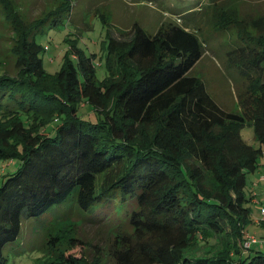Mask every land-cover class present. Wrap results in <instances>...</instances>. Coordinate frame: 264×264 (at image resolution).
<instances>
[{
  "label": "trees",
  "instance_id": "trees-1",
  "mask_svg": "<svg viewBox=\"0 0 264 264\" xmlns=\"http://www.w3.org/2000/svg\"><path fill=\"white\" fill-rule=\"evenodd\" d=\"M0 2L20 31L18 76L0 74V161L19 163L0 184V264L24 217L72 196L80 211L114 227L109 263L264 264L262 251L250 255L253 245L243 246L257 196L247 191L248 177L264 156V15L240 19L220 8L213 16L214 27L238 30L237 46L227 51L244 81L241 112H234L192 74L205 51L199 31L206 12L189 8L182 25L166 22L154 34L138 23L124 39L108 32L104 63L65 37L61 68L49 73L43 56L50 47L39 37L68 8L26 30L11 1ZM83 103L95 119L80 115ZM247 126L260 147L242 138ZM74 241L71 228L52 236L55 252L44 264H80L67 254Z\"/></svg>",
  "mask_w": 264,
  "mask_h": 264
},
{
  "label": "rangeland",
  "instance_id": "rangeland-1",
  "mask_svg": "<svg viewBox=\"0 0 264 264\" xmlns=\"http://www.w3.org/2000/svg\"><path fill=\"white\" fill-rule=\"evenodd\" d=\"M10 1L19 24L26 30L60 7L68 8L63 22L45 28L44 35L39 37L40 43L50 47L43 56L45 68L49 73H55L61 68L62 58L68 47L65 37L79 39V46L86 50L87 54L96 53V61L104 63L106 51L103 47L104 42L108 40V32L110 36L124 39L129 36L132 26L138 23L146 31L154 34L166 22L182 25L180 14L189 8L195 7L196 11L206 12L200 16L199 31L205 51L202 59L192 70V74L202 80L208 93L221 108L226 111L241 112L238 95L244 88V81L235 68H230L227 59V51L237 46V41L234 40L237 39L238 30L235 28L231 32L214 27L213 16L215 17L218 9L221 8L222 11H235L240 19H250L248 16L258 17L264 15V0ZM1 4L0 2V7ZM70 10L71 12H68ZM19 36V26L10 20L7 14H3V9H0V74L18 76L17 59L13 49L19 43ZM97 73L100 78L105 77L103 65L99 66ZM79 112L82 116L95 119L94 111L86 103H83ZM56 125L53 123L50 127L53 129ZM241 135L248 144L256 148L260 147L254 138L253 127H245ZM260 162V169L248 177L247 191L257 195H254L253 201L249 204L252 209V221L246 227V233L255 236L258 240L250 251L245 249L250 255L260 251L264 253V225L263 222H258L261 219V210L264 208V181L260 180L261 176L264 177V156L260 158ZM18 167L17 161H0V184L6 175L16 171ZM211 182L214 181L209 178V182L206 183L209 192L216 188ZM76 207L72 196L64 204L54 206L42 216L24 217L20 236L4 249L7 264H44V259L55 252V248H52L49 242L52 236L63 235L66 228H71L75 237V241L68 249V255L80 258V264L96 262L113 264L109 263V254L111 248L115 247L113 245L115 234L113 235L112 231L114 227L107 226L106 221L96 222L95 215L90 216L89 213L80 211Z\"/></svg>",
  "mask_w": 264,
  "mask_h": 264
},
{
  "label": "built area",
  "instance_id": "built-area-1",
  "mask_svg": "<svg viewBox=\"0 0 264 264\" xmlns=\"http://www.w3.org/2000/svg\"><path fill=\"white\" fill-rule=\"evenodd\" d=\"M261 180L264 181V177H262ZM258 222L259 223L264 222V208L261 210V219ZM246 238H247V240L244 242V245H243L245 249H250V247L253 244L258 242V240L255 236L247 235Z\"/></svg>",
  "mask_w": 264,
  "mask_h": 264
},
{
  "label": "crops",
  "instance_id": "crops-1",
  "mask_svg": "<svg viewBox=\"0 0 264 264\" xmlns=\"http://www.w3.org/2000/svg\"><path fill=\"white\" fill-rule=\"evenodd\" d=\"M261 184H259V186H260ZM263 188H264V185H263ZM257 201H258V199H256ZM255 201V200H254Z\"/></svg>",
  "mask_w": 264,
  "mask_h": 264
}]
</instances>
